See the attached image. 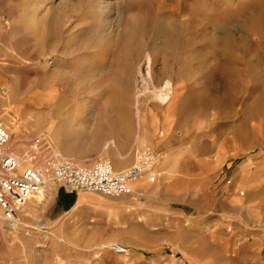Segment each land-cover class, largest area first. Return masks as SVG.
Segmentation results:
<instances>
[{"label":"rangeland","instance_id":"rangeland-1","mask_svg":"<svg viewBox=\"0 0 264 264\" xmlns=\"http://www.w3.org/2000/svg\"><path fill=\"white\" fill-rule=\"evenodd\" d=\"M260 1L182 0L191 44L173 52L145 28L133 60L116 50L130 19L170 22L174 0H0L11 152L37 145L116 171L146 148L157 154L155 182L136 181L130 195L88 205L52 186L12 230L0 218V264H264V31L250 24L258 16L264 29ZM227 37L243 38L238 57Z\"/></svg>","mask_w":264,"mask_h":264},{"label":"built area","instance_id":"built-area-1","mask_svg":"<svg viewBox=\"0 0 264 264\" xmlns=\"http://www.w3.org/2000/svg\"><path fill=\"white\" fill-rule=\"evenodd\" d=\"M9 140L10 135L0 122V212L8 229L16 226L18 213L27 202L48 187L58 186L67 194L86 192L118 197L130 195L133 182H155L157 154L149 148L141 151L130 169L116 171L105 160L87 166L43 157L37 145L19 159L7 148Z\"/></svg>","mask_w":264,"mask_h":264},{"label":"bare ground","instance_id":"bare-ground-1","mask_svg":"<svg viewBox=\"0 0 264 264\" xmlns=\"http://www.w3.org/2000/svg\"><path fill=\"white\" fill-rule=\"evenodd\" d=\"M182 0H174V4L178 5ZM178 10L173 13V17L176 19L170 22H166V23H162L161 21H159L155 15H138V16H133L130 19V24H132L133 26L131 27V31L128 34H123V36L120 39V43L118 41V45L116 46V50L117 48L121 47V49H123L125 52H127V54H129V57L136 59L137 55L139 54L138 50H139V46L135 44V34L141 30H144L145 28H149L151 31L155 30L157 34L161 35L165 41V44L167 47H169L171 49V51L175 52L178 51V49L180 48H184V46H187L189 44H191V41H185V37L188 36V30L189 26L188 25V21L187 20H180L181 17V12H182V5H178ZM264 9V1H260L259 2V9L258 10H262ZM158 20V22H157ZM161 22V23H160ZM259 23V17L255 16L253 18V16L251 17V26H253V29L257 26L258 28H256L257 31L261 30L264 31V29H260L258 26ZM243 38H241L240 42H236V40H230L229 37H227L224 41L225 43L228 42H232L231 44V49H234L237 51V56H239V52L242 50L241 49V43L243 44L244 40H242ZM259 41L255 40L254 43H258ZM132 45H135V47H133ZM225 46V44H224ZM255 51L257 53H259V56H264V43H262L261 47H258L257 50L255 49ZM234 54H236V52L230 54L232 57L234 56ZM224 56V55H223ZM165 90L167 91V95L163 97V102L168 99L169 94H170V90H169V85L168 86H164ZM69 104V99L68 97H63L59 100H57L56 102L52 103L51 105L48 106L47 110L51 113V114H55L56 112H59L63 109H65ZM118 121H120V119H118ZM11 136V135H10ZM73 145L71 147H69V150H79V145L77 142H73ZM19 159H21L19 156H17ZM128 161L125 159H116V166L118 167H125L127 165ZM145 183V182H143ZM138 182H133L130 184V187L133 188V190L136 189V185H138ZM50 187H48L49 189ZM47 189V190H48ZM45 192V191H44ZM81 195L79 196V202L83 203V204H93V205H99L98 203H106V202H100L97 200H103L104 198L101 197L98 194H91V193H80ZM44 197V193H40L38 194L35 198H33L31 200V204L30 206L28 205L26 207V205L23 207L24 209L22 210V214L23 217H27L29 216L25 210L26 209H31V206L33 207L34 205H38L41 202V199ZM93 200H96V202H92ZM30 201V200H29ZM1 213V212H0ZM1 214H0V218H1ZM139 219H142L141 221H143V216L140 217ZM139 221V220H138ZM140 222V221H139ZM12 230V229H11Z\"/></svg>","mask_w":264,"mask_h":264}]
</instances>
